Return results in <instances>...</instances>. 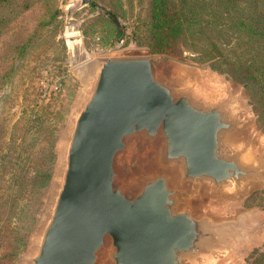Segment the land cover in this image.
<instances>
[{
  "label": "water",
  "instance_id": "water-1",
  "mask_svg": "<svg viewBox=\"0 0 264 264\" xmlns=\"http://www.w3.org/2000/svg\"><path fill=\"white\" fill-rule=\"evenodd\" d=\"M241 101L240 91L205 88L183 63L100 59L27 264H96L100 253L106 264H219L250 245L258 211L218 219L189 204L264 184V148L243 134ZM137 143L149 162L121 180L115 158Z\"/></svg>",
  "mask_w": 264,
  "mask_h": 264
},
{
  "label": "rangeland",
  "instance_id": "rangeland-1",
  "mask_svg": "<svg viewBox=\"0 0 264 264\" xmlns=\"http://www.w3.org/2000/svg\"><path fill=\"white\" fill-rule=\"evenodd\" d=\"M70 1H0V188L5 189L4 197L14 192L0 205V264L28 263L59 176L65 136L102 58L147 56L166 70L179 62L207 89L240 91L248 119L243 134L257 149L264 148V96L206 62L149 52L143 28L137 27L148 15L149 0H90L96 6L89 2L67 16ZM255 2L238 0L241 6L255 5L257 17L264 12V0ZM107 9L119 25L107 16ZM240 45L237 51L243 56L246 46ZM254 61L264 68V51H258ZM148 162L149 152L137 143L120 152L114 164L125 180ZM13 168L19 173L16 183ZM189 204L218 219L258 211L261 223L254 241L219 264H264V184L222 197L200 194ZM96 264H106L101 253Z\"/></svg>",
  "mask_w": 264,
  "mask_h": 264
},
{
  "label": "trees",
  "instance_id": "trees-1",
  "mask_svg": "<svg viewBox=\"0 0 264 264\" xmlns=\"http://www.w3.org/2000/svg\"><path fill=\"white\" fill-rule=\"evenodd\" d=\"M256 11L255 5L241 6L238 0H149L148 15L137 27L143 28L150 53L206 62L264 96V68L254 65L257 52L264 51V12L254 17ZM106 14L115 18L112 10ZM240 44L246 46L243 56L237 51ZM11 178L13 183L19 179L17 169ZM4 194L0 188V205L14 192Z\"/></svg>",
  "mask_w": 264,
  "mask_h": 264
},
{
  "label": "bare ground",
  "instance_id": "bare-ground-1",
  "mask_svg": "<svg viewBox=\"0 0 264 264\" xmlns=\"http://www.w3.org/2000/svg\"><path fill=\"white\" fill-rule=\"evenodd\" d=\"M79 2V0H71L70 2H69V4L66 6L67 8L69 7V8H73V7H75L76 5H77V3ZM72 47V46H71ZM74 49V48H73ZM74 51V50H73ZM72 51V52H73ZM75 53V52H74ZM75 55V54H74Z\"/></svg>",
  "mask_w": 264,
  "mask_h": 264
}]
</instances>
